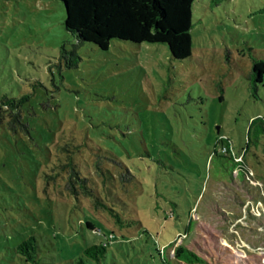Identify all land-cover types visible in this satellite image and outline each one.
I'll use <instances>...</instances> for the list:
<instances>
[{
    "label": "rangeland",
    "instance_id": "374dc122",
    "mask_svg": "<svg viewBox=\"0 0 264 264\" xmlns=\"http://www.w3.org/2000/svg\"><path fill=\"white\" fill-rule=\"evenodd\" d=\"M64 18L60 0H0V101L25 95L28 123H0V264H93L83 249L109 230L125 242L102 264H163L156 250L177 235L169 258L182 244L200 264H264V135L249 130L264 117V76L250 79L264 0H194L184 60L164 44L78 43ZM69 164L128 228L65 189ZM28 236L33 261L16 251Z\"/></svg>",
    "mask_w": 264,
    "mask_h": 264
},
{
    "label": "trees",
    "instance_id": "16d2710c",
    "mask_svg": "<svg viewBox=\"0 0 264 264\" xmlns=\"http://www.w3.org/2000/svg\"><path fill=\"white\" fill-rule=\"evenodd\" d=\"M65 9L64 26L78 43L88 42L101 50H107L112 40H120L135 44L150 43L167 46L170 57L174 60H184L191 56L192 9L194 0H60ZM264 76V59L254 60L250 79L251 87L256 90ZM27 100L25 95L20 98H4L0 101V123L15 133L18 130L28 133V123L23 120L22 108ZM7 117V118H6ZM253 128L256 139L264 135V117H257L250 121L249 130ZM248 130V132H249ZM216 143H220L224 150L232 155L230 159L242 173L245 164L236 160L227 139L217 136ZM224 143V144H223ZM216 144L213 153L217 154ZM220 153L223 151L220 149ZM245 150L242 151L244 155ZM241 154V156H243ZM86 172L76 170V165L69 164L65 189L75 195L92 196L95 206H102L108 211L114 224L120 229L128 228L133 220H128L114 206L119 202L110 197L104 201L96 191V182ZM105 177V176H103ZM120 177H123L121 175ZM106 178V177H105ZM191 221H189L190 224ZM91 230H102L91 221L86 222ZM189 228V227H188ZM187 233V231L185 232ZM180 235V234H179ZM101 242L90 243L83 249L87 261L93 264H102L108 257L111 247L116 242H125L119 239L113 230L102 232ZM178 236V235H177ZM176 236V237H177ZM175 237V238H176ZM174 239L159 246L156 250L163 264H200L203 260L186 246L178 244L173 248L174 257H168V250L173 247ZM161 248V249H160ZM17 253L26 256V260L33 261L36 257V240L28 236L16 246ZM82 264V260H80Z\"/></svg>",
    "mask_w": 264,
    "mask_h": 264
},
{
    "label": "built area",
    "instance_id": "2783aa9c",
    "mask_svg": "<svg viewBox=\"0 0 264 264\" xmlns=\"http://www.w3.org/2000/svg\"><path fill=\"white\" fill-rule=\"evenodd\" d=\"M222 151H225L223 147H222Z\"/></svg>",
    "mask_w": 264,
    "mask_h": 264
}]
</instances>
